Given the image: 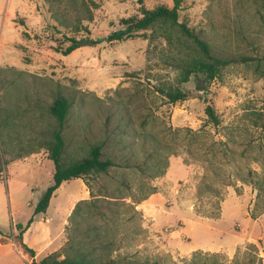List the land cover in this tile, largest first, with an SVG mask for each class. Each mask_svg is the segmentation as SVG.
I'll list each match as a JSON object with an SVG mask.
<instances>
[{
    "label": "rangeland",
    "instance_id": "obj_1",
    "mask_svg": "<svg viewBox=\"0 0 264 264\" xmlns=\"http://www.w3.org/2000/svg\"><path fill=\"white\" fill-rule=\"evenodd\" d=\"M141 15L138 0H0V237L17 229L22 249L50 231L60 259L264 264V0L183 3L180 21L229 60L211 80L181 82L200 54L178 25L107 38ZM71 38L83 45L63 54ZM169 86L188 98L169 102L157 90ZM59 98L62 162L103 143L118 165L63 182L34 214L53 183Z\"/></svg>",
    "mask_w": 264,
    "mask_h": 264
},
{
    "label": "trees",
    "instance_id": "obj_2",
    "mask_svg": "<svg viewBox=\"0 0 264 264\" xmlns=\"http://www.w3.org/2000/svg\"><path fill=\"white\" fill-rule=\"evenodd\" d=\"M141 4V16H134L122 19V23L126 25L124 28L113 31L107 38L109 40H123L132 37L139 30L147 29L156 25L159 22H168L172 25H178L186 36L193 39L199 49V56L183 68L181 82L190 80L192 74L204 75L207 80L215 79L219 76L221 69L229 63L228 59L215 56L212 53L209 43L202 39L196 32H194L186 23L180 21V11L183 3L186 0H172L173 5H158L154 8H147L144 0H138ZM72 43L65 49H62L63 54H69L78 47L82 46L81 40L71 38ZM264 58V57H263ZM157 90L165 96L169 102L176 103L178 101L186 100L189 96L188 92L181 89L179 86L158 87ZM69 102L65 98H59L52 106V112L58 119L59 128L55 133V143L52 147L51 158L55 162V172L53 175V183L49 185L44 193L41 195L34 210V214L46 212L50 205V201L55 191L62 185L63 182L74 179L83 178L86 175L98 172H105L110 167L118 165L113 159L103 158V143L95 144L91 148L88 156L80 161L65 165L61 160V153L64 147V139L62 137V126L65 123ZM206 112L215 124L219 123V116L211 104L206 106ZM2 169H0V175ZM217 217V215L215 216ZM214 217H212L213 219ZM32 217L26 227L18 225L19 229H27L33 222ZM211 220V219H203ZM32 256L35 251L26 246ZM31 264H117L109 260L104 262L95 261L85 254L76 251L74 256L67 255L60 259L53 252L43 257L40 260H33Z\"/></svg>",
    "mask_w": 264,
    "mask_h": 264
},
{
    "label": "crops",
    "instance_id": "obj_3",
    "mask_svg": "<svg viewBox=\"0 0 264 264\" xmlns=\"http://www.w3.org/2000/svg\"><path fill=\"white\" fill-rule=\"evenodd\" d=\"M70 207V205H69ZM49 221V219H47ZM17 229H15L16 231ZM9 237L3 235L0 239H8ZM18 237L15 235V241ZM60 244L59 240L55 236H51L49 231L48 237L39 246L36 244H28L25 241L21 243L22 249L14 245L11 242H5L0 244V264H31L33 260H40L56 250ZM32 248L35 251V255L32 256L29 250L26 248Z\"/></svg>",
    "mask_w": 264,
    "mask_h": 264
},
{
    "label": "built area",
    "instance_id": "obj_4",
    "mask_svg": "<svg viewBox=\"0 0 264 264\" xmlns=\"http://www.w3.org/2000/svg\"><path fill=\"white\" fill-rule=\"evenodd\" d=\"M14 231H15V229H14ZM13 231V234L11 235V236H9V238L8 239H0V244H2V243H5V242H11V243H13L14 245H16V241H15V232Z\"/></svg>",
    "mask_w": 264,
    "mask_h": 264
},
{
    "label": "water",
    "instance_id": "obj_5",
    "mask_svg": "<svg viewBox=\"0 0 264 264\" xmlns=\"http://www.w3.org/2000/svg\"><path fill=\"white\" fill-rule=\"evenodd\" d=\"M91 43H94L95 42V40H92V41H90Z\"/></svg>",
    "mask_w": 264,
    "mask_h": 264
}]
</instances>
